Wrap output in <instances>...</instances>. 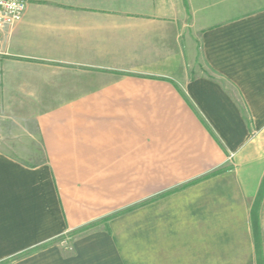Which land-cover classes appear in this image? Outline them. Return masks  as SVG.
I'll list each match as a JSON object with an SVG mask.
<instances>
[{
    "label": "crops",
    "instance_id": "1",
    "mask_svg": "<svg viewBox=\"0 0 264 264\" xmlns=\"http://www.w3.org/2000/svg\"><path fill=\"white\" fill-rule=\"evenodd\" d=\"M2 48L0 264H264V0H27Z\"/></svg>",
    "mask_w": 264,
    "mask_h": 264
},
{
    "label": "built area",
    "instance_id": "2",
    "mask_svg": "<svg viewBox=\"0 0 264 264\" xmlns=\"http://www.w3.org/2000/svg\"><path fill=\"white\" fill-rule=\"evenodd\" d=\"M27 8V0H0V61L4 54L2 32L20 22Z\"/></svg>",
    "mask_w": 264,
    "mask_h": 264
}]
</instances>
